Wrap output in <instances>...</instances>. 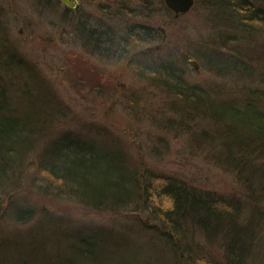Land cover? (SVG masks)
I'll use <instances>...</instances> for the list:
<instances>
[{
    "label": "rangeland",
    "instance_id": "1",
    "mask_svg": "<svg viewBox=\"0 0 264 264\" xmlns=\"http://www.w3.org/2000/svg\"><path fill=\"white\" fill-rule=\"evenodd\" d=\"M78 1L79 15L72 10L75 8L65 12V6L58 0H0V45H3L0 57L6 68L11 67L8 70L0 67L1 97L6 103V98L13 94L7 82L18 81L20 65L26 77L30 75L39 81H34V92L39 96L44 90L43 96L54 101L53 112L45 116L46 130L30 147V153L18 159L23 161L21 168L7 170L0 180V190L7 196L0 217V255L6 253L20 261L29 258L32 264H71L77 262L75 248L89 239L104 260L115 259L110 252L133 251L135 257L141 258L139 264H145L143 257L157 261L156 264H185L186 249L191 246L198 261L193 264L226 259L228 252L224 245L218 239L216 242L206 239L193 225L174 239L171 234L165 238L167 229L148 231L143 226L158 227L161 223L154 219L147 205L145 208V202L143 207L141 203L136 205V209L132 206L139 202L136 200L124 208L94 207L71 198L63 190L53 189L44 168L48 159L44 152L65 131L94 135L108 146L118 145L135 169H141L142 165L146 168L145 172L137 173L144 186L153 179L176 177L196 188L237 197L238 211L241 209L245 215V219L238 221L250 222L252 211L256 210L259 215L255 220L263 222L264 179L257 183L253 199L247 196L246 183L238 173L228 169L220 151L223 149L227 155L231 150L240 155L236 152L242 150L235 144L237 140L229 131L220 129L219 120L211 119L201 103L183 102L160 85L162 77L156 78L147 68L153 62L170 59L188 85L202 89L203 101L251 102L254 98L249 93L255 87L264 88V32L259 34L254 27L262 29L264 21H253L243 38L235 34L227 20V25H222L225 23L222 8L204 0H195L192 9L179 16L164 0ZM251 1L254 7L263 4L262 0ZM79 16L88 18L90 25H99L100 20L106 22L100 25L105 32H112L111 24H116L117 36L112 35L113 41H121L129 52L109 56L94 51L101 39L84 34L78 27ZM145 29L161 34L152 44L165 39L158 51L136 53L147 45L139 39ZM12 44L14 50L9 47ZM221 47L232 51L231 54L225 55ZM238 51L249 53L255 63L242 66ZM14 52L18 56H11ZM190 58L199 61V70L190 66ZM235 59L240 65L230 66L225 61ZM29 85L23 79L14 89L22 91L21 87H27L29 92L32 90ZM12 102L7 104L19 106L17 100ZM40 107L45 108L41 104ZM251 136L247 133L245 139L251 140ZM214 141L217 146H213ZM243 150L251 158V165L264 164V157L253 153L261 150L256 144L249 142ZM254 223L258 229L253 238L258 232L264 237V223ZM42 226L53 234L47 233L50 242L31 236ZM161 227L164 228L162 224ZM175 240L178 244L186 240L191 246L185 248L176 243V247ZM70 242H74L75 257L73 251L66 249ZM258 243L260 247L248 254L245 264H261L256 258L264 254V242Z\"/></svg>",
    "mask_w": 264,
    "mask_h": 264
},
{
    "label": "trees",
    "instance_id": "2",
    "mask_svg": "<svg viewBox=\"0 0 264 264\" xmlns=\"http://www.w3.org/2000/svg\"><path fill=\"white\" fill-rule=\"evenodd\" d=\"M262 1L263 4L254 7L251 0H204L207 4L231 11L233 16L238 17L239 22L241 21L240 23L246 26V29L253 26L250 25L254 24L253 21H264V0ZM72 10L74 13H78L77 9ZM256 26L254 25L255 30L259 34L264 32V26L262 29L256 28ZM79 28L84 31L87 37L101 39L96 44L101 48V51L104 50L103 52L107 55L112 53L114 45L112 43L115 41L109 33H101V30L89 27L86 22H83ZM145 31H147V36L143 38L150 39L151 31L146 29ZM13 46V44L9 45L10 48ZM95 49L97 51L96 47ZM119 52H127V50L115 49L114 54L109 55H118ZM236 54L240 57L238 52ZM11 56L18 55L14 52ZM219 59L224 62L223 58ZM225 61L230 62V66L240 65L236 59L235 61ZM221 62L217 64H222ZM240 62L242 66L249 67L246 61L240 60ZM147 70L152 71L157 76L156 78L162 77L160 81L163 82H160V85L182 99L183 102L189 105L194 102L201 103V106L206 108L205 111L210 113L211 119L219 120L220 129L229 131L230 136L237 140L235 144L242 148L240 151L236 150V152H240V155L231 150L227 155L224 152L223 154L229 160L228 169L239 174L247 187L249 186L246 195L253 199L252 194L257 192V183H261V179H264V164L261 166L251 165V158L243 153V148H247L248 143L252 142L261 149L259 152L253 150V153L264 157V88L255 87L249 93L254 98L251 102L238 104L235 100H223L222 103L216 102V104L213 101L211 103L207 102L208 100L203 101L202 89L188 85L170 59L163 60L158 64L153 62V65ZM28 80L32 79L28 78ZM27 87L25 89L21 87L22 91H19V89L10 86L13 94L10 93L6 98V103L0 94V180L7 170L13 171L15 167L21 168L23 161L18 159L25 158L30 153V147L34 146L33 139L38 135L37 129L43 123L39 107L41 104L47 108L46 103L39 100L34 103L32 101L35 97L33 90L28 93ZM29 87L33 89V86L29 85ZM17 98L20 100L19 106L9 107L7 103H11L12 99L17 100ZM24 98L28 100L24 102ZM46 113H48L47 110L44 114ZM247 133L252 135L249 138L251 140L245 139ZM47 147L44 152L48 158L44 163L47 164V168L45 166L44 168L47 169V174L52 182L50 187L63 190L71 198L94 207L124 208L131 206L135 200L139 202H134L132 206L141 203L143 207L142 203L145 202V208L147 205L154 219L158 220L164 228L161 227V224H159L160 228L150 225L143 227L148 231L156 229L159 232L162 229H167L165 238L170 237V234L173 239L181 237L183 236L182 232L193 225L199 228L206 239L211 242H216L215 239H218V242L224 245L226 253L228 252L226 259L223 260L207 255L209 259H216L213 261L214 263L209 264H245L248 254L255 252L256 246L260 247L261 243L258 242H264V237L259 236V232L258 236L255 235V239L253 238L254 232L257 233L258 229V225L254 221H258L259 224L264 223L263 220V222L255 220L259 211H252L253 218L250 222L238 221V218L245 219V215L241 214V209L238 211L237 197L196 188L176 177L153 179L148 182L147 186H144L137 175L138 170L133 168L132 164L124 161L126 156L123 150L115 144L112 147L106 145L94 135L74 134L65 131L61 138L52 141ZM52 152H54L53 155ZM55 183L56 185H54ZM176 243L175 240L177 247L178 243ZM180 245H184L186 248L190 244L186 240H182V244H178V246ZM75 249L77 254L73 249L71 251L74 252V257L76 254L77 259L74 260L78 263L72 262L71 264H139L141 261L140 257H135L133 251L128 254H116L117 252L112 254L109 251L112 255L111 258L116 256L115 259L104 260L99 256L97 248L91 244L89 239H86V243L78 245ZM193 251L192 246L186 249L188 257L184 260L185 264L198 263L192 254ZM143 258L145 264H156L157 262L146 257ZM256 259L264 264V254Z\"/></svg>",
    "mask_w": 264,
    "mask_h": 264
},
{
    "label": "bare ground",
    "instance_id": "3",
    "mask_svg": "<svg viewBox=\"0 0 264 264\" xmlns=\"http://www.w3.org/2000/svg\"><path fill=\"white\" fill-rule=\"evenodd\" d=\"M58 2H61V4L62 5H64L65 6V8H64V11L65 12H67V11H70V9L66 6V3L63 1V0H58ZM164 3H166L165 2V0H164ZM192 9V8H191ZM190 9V10H191ZM221 9V8H220ZM223 9V10H222ZM221 9V11H223L224 12V14H223V18H224V21L225 20H227V22H228V25H230L231 26V28L235 31V34H239L240 35V37H241V35H242V37L244 38V36L245 35H243V33L245 32V30H246V26H243L241 23H239L238 21H237V19H236V17H234L233 16V14H232V12L231 11H229V10H225L224 8H222ZM189 10V11H190ZM52 12H54L53 10H52ZM181 14V13H180ZM222 19V18H221ZM78 22H79V27H81L82 25H83V22H86L88 25H89V27H93V28H95V26L97 25H90L89 24V19L88 18H85V19H83L82 18V16H81V18H80V16H79V19H78ZM1 23H3V21H1ZM101 23H102V21H101ZM103 24H106V22L105 23H102V25ZM81 25V26H80ZM222 25H224V27L227 25V23H226V21H225V23H223ZM110 26V25H109ZM1 27V26H0ZM111 28H112V32H107V33H109L111 36L113 35L114 37L115 36H117V34H116V32H115V30H114V28H116L117 29V27H116V24H111ZM21 31H22V29H21ZM105 29H103L102 30V33H105ZM151 31V30H150ZM147 31H145L144 30V32L143 33H141V38H139L140 40H142V43L143 44H147L145 47H143V48H140V50H138L136 53H138V52H140V54H145V53H148V52H153V51H158V49H159V47L161 46V42L165 39V37H162V41L160 42V44L159 43H157V44H152V42H153V40H157V39H159V37H160V35L161 34H157V33H152V31H151V34H152V37L150 38V39H145V38H143V37H145V36H147V33H146ZM145 33V34H144ZM149 34V33H148ZM157 35V37H156V35ZM238 35V36H239ZM233 36H235V35H233ZM121 40V39H120ZM126 40H127V38H126ZM116 43H118L117 44V46H115V45H113L112 46V48H113V50H112V53H109V54H114L113 53V51L115 50V49H117V50H124V49H126L127 50V52H129L128 51V48L126 47H123V46H121V41L119 42V40H118V42H117V40L115 41ZM114 42V43H115ZM127 42H129L128 40H127ZM96 48H97V51H96V49L95 48H93V50L94 51H96V52H98V53H101V52H103V51H101V48L100 47H98V46H95ZM11 49H13V47H11ZM226 49V48H225ZM223 47H221V51H223L224 52V54L225 55H228V54H230L231 53V51H228V50H225ZM243 51H238V55L239 56H241V57H239V59L240 60H244V61H246L248 64L250 63V64H254L255 62L253 61V56H251V55H249V53H245V52H243ZM108 54V55H109ZM110 56V55H109ZM111 56H113V55H111ZM238 57V56H237ZM191 59V58H190ZM189 59V60H190ZM189 60H188V62H189ZM191 66V65H190ZM0 67H3V68H5V69H9V68H11V67H9V68H6L5 67V62H4V60H3V58H1L0 57ZM192 67V66H191ZM0 70H1V68H0ZM17 71H19V76H18V81H21V80H23V79H25L26 80V82H27V84H29V83H32L31 84V86H34V85H36L35 84V82L34 81H37V80H35V79H32L31 78V76L30 75H28V77H26L25 76V74H27V73H25V70L23 69V66H18V68H17ZM28 78L29 79H32V80H28ZM7 80V79H6ZM1 81H3V80H1ZM17 80H14V82L11 84V82H12V80H10V83L9 82H7V85H9L8 87H10V86H12V88H14L15 86V84L18 82ZM37 82H39V81H37ZM11 84V85H10ZM18 85H19V83L17 84V87H18ZM18 89V88H17ZM33 90V96H35L34 97V99H32V101L35 103V101H37V100H39L40 102L41 101H43L44 103H46V109L44 108V109H41L42 107H39L40 108V110H39V112L42 114V120L41 121H43V123L39 126V128L37 129L38 131H37V136L33 139V143H35V140L37 139V137L40 135L41 136V134L46 130V128L47 127H45L44 126V120H45V116L46 115H48L49 113H51V112H53L52 111V108H51V106L49 107V105H51V104H53V102L54 101H52L51 99H50V97H48V98H46V97H44L43 96V93L42 92H46V91H44V90H41V95L39 94V96L34 92V89H32ZM32 90L31 91H29L28 93H31L32 92ZM26 100H28V99H23V101L25 102ZM17 101H18V103H19V98H17ZM27 103V102H26ZM49 103V104H48ZM11 104H13V102L11 101ZM10 107V106H9ZM12 108H14V107H12ZM51 108V109H50ZM48 111V113H46V114H44L45 113V111ZM63 136V134L61 135V137ZM60 137V138H61ZM107 139H110V138H107ZM111 140V139H110ZM107 143H109V142H107ZM226 143V142H225ZM224 145V144H223ZM99 146H101V145H99ZM213 146H217V141H216V143H215V141L213 142ZM221 152H224V150L223 149H221L220 150ZM123 158H125V157H123ZM122 158V159H123ZM223 160L225 161V163H229V160L227 159V157H223ZM124 161H126L127 163H130V164H132V162L131 161H129V160H127L126 158H125V160ZM133 165V164H132ZM142 168L141 169H138V173H142V172H145L146 171V168L142 165L141 166ZM134 168V167H133ZM249 187V186H248ZM4 191V190H3ZM0 195L3 197V199L5 200L6 198H7V196H6V194L5 193H3L1 190H0ZM252 196V195H251ZM2 215H3V210H2V213H1V216L0 217H2ZM19 216H21V214L19 215ZM142 223H145L144 222V220L142 219ZM47 233H49V230L48 229H46L45 227H39L38 228V230H37V232H34L31 236L32 237H35V238H42L43 237V240H47L48 242H50V239L51 238H49L48 236H47ZM49 234H51V235H53L52 233H49ZM31 236H29V238L31 237ZM72 243H74V242H72ZM72 243L70 242V243H68V246H66V249L67 250H72L73 249V245H72ZM93 243V242H92ZM62 247V246H61ZM117 251H119V250H117ZM62 252V251H61ZM0 264H32V262H31V260L28 258V259H25V260H19L17 257H15V256H13V257H9L8 256V254H6V253H2L1 255H0Z\"/></svg>",
    "mask_w": 264,
    "mask_h": 264
},
{
    "label": "water",
    "instance_id": "4",
    "mask_svg": "<svg viewBox=\"0 0 264 264\" xmlns=\"http://www.w3.org/2000/svg\"><path fill=\"white\" fill-rule=\"evenodd\" d=\"M69 6L77 8L79 6L78 0H63ZM166 5L172 9L176 16H179L180 13H185L189 11L195 3V0H165ZM190 65L195 69L199 70L201 68V64L197 59H190ZM4 206V199L0 195V216Z\"/></svg>",
    "mask_w": 264,
    "mask_h": 264
},
{
    "label": "flooded vegetation",
    "instance_id": "5",
    "mask_svg": "<svg viewBox=\"0 0 264 264\" xmlns=\"http://www.w3.org/2000/svg\"><path fill=\"white\" fill-rule=\"evenodd\" d=\"M66 6H67L68 8H75V7L69 6V5H67V4H66ZM80 8H81V5H80V2H79V6H78L77 8H75V9L78 10V9H80ZM100 25L102 26L101 20H100V22H99V25L97 24V25L95 26V28H97L98 30H101V33H102L103 28L100 27Z\"/></svg>",
    "mask_w": 264,
    "mask_h": 264
}]
</instances>
